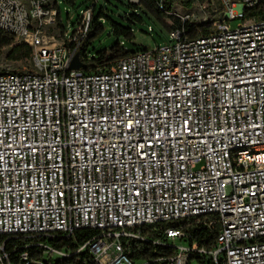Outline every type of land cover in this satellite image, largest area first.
<instances>
[{
    "label": "built area",
    "instance_id": "1",
    "mask_svg": "<svg viewBox=\"0 0 264 264\" xmlns=\"http://www.w3.org/2000/svg\"><path fill=\"white\" fill-rule=\"evenodd\" d=\"M60 2L0 0V41L30 45L34 64L4 68L0 51V264L23 237L67 264H264V0H197L210 32L183 26L95 70L70 69L92 9L55 34ZM175 221L173 253L137 259L142 227ZM192 224L216 228L214 246L179 244ZM83 229L74 251L41 240Z\"/></svg>",
    "mask_w": 264,
    "mask_h": 264
},
{
    "label": "trees",
    "instance_id": "2",
    "mask_svg": "<svg viewBox=\"0 0 264 264\" xmlns=\"http://www.w3.org/2000/svg\"><path fill=\"white\" fill-rule=\"evenodd\" d=\"M67 4L75 6L77 0H62ZM100 0H90V4L86 8L92 9V19H91V26L88 33V36L82 41L80 48H81V55L83 57V61L87 70H95L97 68H109L113 64H115L121 58H124L131 53L137 52L132 51L129 49L128 45L125 43L126 40L134 43V40L137 36V26L138 24H147L148 30L144 33H148L153 31L152 23H158L163 28L169 31V33L177 28L185 27L186 32L191 37H197L202 34H206L211 31L212 29V22L217 17L216 13H211L208 20L206 21H199L193 22L190 20L184 21L182 16L185 14H193L191 11L194 10L197 0H129L126 4L128 7L134 8L135 12L132 13L131 16H127L126 19L128 20V25L124 26L113 22V33L116 35L117 39L115 43L112 45L109 51H100L95 56L89 57L87 55V46L92 42V40L100 33L105 30V26L102 22V18L107 17L106 10L101 8L98 13H96V9L98 7ZM180 6L184 13H177L175 11L176 7ZM85 8V9H86ZM84 9V10H85ZM59 10L61 14V5H59ZM82 15V14H81ZM61 15L58 17V29L60 33L63 34L66 30V27L62 24L59 20ZM81 17V16H80ZM80 17L76 24L79 22ZM166 18L174 19L173 23L170 24L166 21ZM151 23V24H150ZM75 24V25H76ZM73 25V26H75ZM135 32V35L133 34ZM122 36L126 39L123 40ZM158 44V43H156ZM10 48L8 56L12 55L14 52L24 50L27 52L28 56L31 54L33 55V49L27 43L21 42L16 43L14 36H5L0 41V51L2 48ZM142 49L148 48L146 46H142ZM108 53V54H107ZM33 68H26V69H13L12 71L16 72H23V71H30ZM180 225L179 221L169 222V223H158L155 225H147L142 227V233L146 237L144 240H137L133 243V249L137 252V259L141 260L145 257L152 258L158 256H166L173 253L174 248L168 242L169 239L165 234V230L169 227H176ZM192 236L189 239L181 238L180 241H185L188 243L196 242L200 245H206L207 247H212L216 241V233L217 229L210 228L205 225H197L192 224L189 225L186 229ZM94 234V231L91 229H83L78 230L75 235L61 243H56L57 241L54 240L53 242H49L44 238H41L42 241L48 242L50 244L56 245L58 247H64L69 251H74L76 247L80 244L84 243L87 239H89ZM3 240V237L0 236V241ZM31 241L30 238H16L13 241L9 242L7 246V250L10 254V260L12 264H20V254L25 250L30 252V255L34 259H40L43 261L44 264H67L71 261H76V257L72 256L69 258H59L56 260L53 255L44 252L43 248L36 245L32 247H27V243ZM155 241H160L161 243L167 244H155ZM1 253V250H0ZM81 258H87L90 255L87 251H83L79 254ZM196 259L201 262L205 263L208 262L209 264H214L211 257L199 255L196 256ZM7 264V263H6ZM78 264V261L76 262ZM155 264H167V262L162 261L161 263Z\"/></svg>",
    "mask_w": 264,
    "mask_h": 264
},
{
    "label": "rangeland",
    "instance_id": "3",
    "mask_svg": "<svg viewBox=\"0 0 264 264\" xmlns=\"http://www.w3.org/2000/svg\"><path fill=\"white\" fill-rule=\"evenodd\" d=\"M129 0H100L98 7L96 9V13L101 8L106 10L107 17L102 18V22L105 26V30L98 34L90 44L87 46V55L89 57L95 56L100 51H109L112 45L115 43L117 37L113 33V22L118 24L127 26L128 20L127 16H131L132 13L135 12L134 8L128 7L126 4ZM90 4V0H77L75 6L65 3L61 0V17L60 21L66 27V30L72 28L73 25L76 24L79 17L81 16L83 10L88 7ZM175 11L177 13H184L183 9L178 6ZM236 12L240 11L239 7H236ZM193 15L191 16L193 22L203 21L204 13L201 11L199 7L195 5L193 11H191ZM166 21L170 24L173 23L174 19L166 18ZM243 20L241 18H237L232 21V26H238ZM151 24V23H150ZM153 31L148 33H144L148 30L147 24H138L137 26V36L134 40V43L126 40L123 36L122 39L126 40L125 43L128 45L129 49L132 51H138L142 46L146 47H154L156 43L163 45L170 42V33L168 30L163 28L158 23H152ZM58 26V25H57ZM53 27L50 32L59 34L60 30L58 27ZM145 30V31H142ZM135 35V32H133ZM16 43L23 42L22 40L15 38ZM10 48H2L1 50V65L4 68H8L10 70L13 69H26L28 67L33 68V55L28 56L27 52L24 50L14 52L12 55L8 56ZM108 54V53H107ZM179 244L188 245V242L178 240ZM53 257L58 260L60 256L58 254H54ZM192 264H209L208 262L201 263L197 259L192 261Z\"/></svg>",
    "mask_w": 264,
    "mask_h": 264
},
{
    "label": "water",
    "instance_id": "4",
    "mask_svg": "<svg viewBox=\"0 0 264 264\" xmlns=\"http://www.w3.org/2000/svg\"><path fill=\"white\" fill-rule=\"evenodd\" d=\"M85 67V63L81 60V55L76 54L75 58L73 59L70 69L71 70H78Z\"/></svg>",
    "mask_w": 264,
    "mask_h": 264
}]
</instances>
